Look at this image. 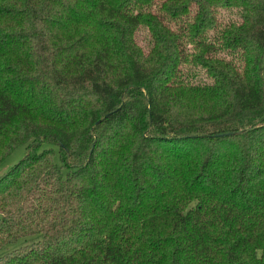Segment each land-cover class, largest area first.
<instances>
[{"label": "trees", "instance_id": "trees-1", "mask_svg": "<svg viewBox=\"0 0 264 264\" xmlns=\"http://www.w3.org/2000/svg\"><path fill=\"white\" fill-rule=\"evenodd\" d=\"M156 2L0 0V264H264V0Z\"/></svg>", "mask_w": 264, "mask_h": 264}, {"label": "rangeland", "instance_id": "rangeland-1", "mask_svg": "<svg viewBox=\"0 0 264 264\" xmlns=\"http://www.w3.org/2000/svg\"><path fill=\"white\" fill-rule=\"evenodd\" d=\"M164 0H157L153 11L156 12V8L161 4V2ZM218 19L220 24H224L227 22L228 18L225 14L219 13L218 14ZM173 29L175 27L172 26ZM149 34L148 32L141 28L135 36V42L137 45H139L144 51H147L148 49V44H149ZM189 50H192L190 47H188ZM181 72L185 79L189 80L192 83H204L206 82V76L201 68L198 67H193V66H182L181 67ZM44 148H52L55 156H54V163L59 165L60 160H59V154H58V149L55 146H49V145H43L40 150ZM26 154V149L25 145L19 146L16 148L13 153L3 162L0 164V176L4 175L6 172H8L14 165H16ZM42 236L39 234L28 236L25 238L19 239L16 243L10 244L4 249L0 250V257L5 255L6 253L17 249L22 246L30 245L33 244L39 240H41Z\"/></svg>", "mask_w": 264, "mask_h": 264}, {"label": "clouds", "instance_id": "clouds-1", "mask_svg": "<svg viewBox=\"0 0 264 264\" xmlns=\"http://www.w3.org/2000/svg\"><path fill=\"white\" fill-rule=\"evenodd\" d=\"M257 258H258V259L260 258V256H259V252H258V254H257Z\"/></svg>", "mask_w": 264, "mask_h": 264}]
</instances>
